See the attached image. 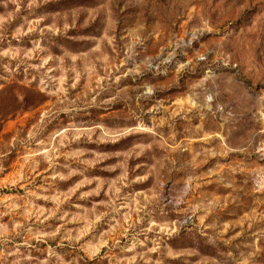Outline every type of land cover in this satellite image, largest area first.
<instances>
[{
  "label": "rangeland",
  "instance_id": "374dc122",
  "mask_svg": "<svg viewBox=\"0 0 264 264\" xmlns=\"http://www.w3.org/2000/svg\"><path fill=\"white\" fill-rule=\"evenodd\" d=\"M0 264H264V0H0Z\"/></svg>",
  "mask_w": 264,
  "mask_h": 264
}]
</instances>
